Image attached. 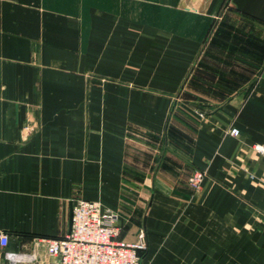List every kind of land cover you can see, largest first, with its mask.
<instances>
[{"label": "crops", "instance_id": "1", "mask_svg": "<svg viewBox=\"0 0 264 264\" xmlns=\"http://www.w3.org/2000/svg\"><path fill=\"white\" fill-rule=\"evenodd\" d=\"M257 145L264 0H0V264H54L77 198L142 264H264Z\"/></svg>", "mask_w": 264, "mask_h": 264}, {"label": "built area", "instance_id": "2", "mask_svg": "<svg viewBox=\"0 0 264 264\" xmlns=\"http://www.w3.org/2000/svg\"><path fill=\"white\" fill-rule=\"evenodd\" d=\"M232 136H238L235 128ZM255 149L264 154L262 146ZM204 172L194 170L188 177L190 188L197 192L201 188ZM118 216L105 208L99 201L81 198L72 205L71 227L63 237L48 240L46 253L54 259V264H142V253L146 246L143 240L129 244L118 240ZM142 239V238H141ZM0 244L6 246L7 235L0 232ZM10 264H35V254H4Z\"/></svg>", "mask_w": 264, "mask_h": 264}, {"label": "water", "instance_id": "3", "mask_svg": "<svg viewBox=\"0 0 264 264\" xmlns=\"http://www.w3.org/2000/svg\"><path fill=\"white\" fill-rule=\"evenodd\" d=\"M71 216H72V212H71ZM71 216H70V221H69V230H70V227H71Z\"/></svg>", "mask_w": 264, "mask_h": 264}]
</instances>
